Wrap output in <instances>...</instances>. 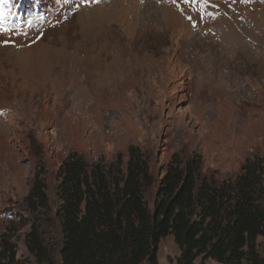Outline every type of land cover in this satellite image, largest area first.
<instances>
[{"label":"rangeland","instance_id":"1","mask_svg":"<svg viewBox=\"0 0 264 264\" xmlns=\"http://www.w3.org/2000/svg\"><path fill=\"white\" fill-rule=\"evenodd\" d=\"M145 1L10 0L15 15L0 32V56L17 68L0 70L7 80L0 84V240L11 239L20 264H61L56 187L71 152L88 163L120 153L125 162L127 147L137 145L153 177L144 192L151 211L174 153L199 155L200 175L215 181L235 177L246 158L264 156V0H165L173 12L147 17V7L164 0ZM176 7L187 9L176 14ZM35 29L34 39L12 42ZM236 31L248 36L242 44H252L251 61L242 62ZM112 32L123 49L107 43L103 34ZM76 44L85 45V76L71 63ZM37 171L47 206L32 210L25 197ZM32 227L40 245L33 253L25 243ZM257 250L264 257L262 236ZM179 254L172 235L161 238L159 264H174Z\"/></svg>","mask_w":264,"mask_h":264},{"label":"trees","instance_id":"2","mask_svg":"<svg viewBox=\"0 0 264 264\" xmlns=\"http://www.w3.org/2000/svg\"><path fill=\"white\" fill-rule=\"evenodd\" d=\"M108 163H88L76 152L59 167L57 215L61 264H159L158 244L172 235L180 254L174 264H264L257 237H264V156L248 157L232 179L200 175V156L174 153L159 181L154 210L144 192L153 177L144 152L127 147ZM25 201L47 206L39 171ZM30 252L40 250L37 229L25 234ZM10 238L0 240V264H20Z\"/></svg>","mask_w":264,"mask_h":264},{"label":"bare ground","instance_id":"3","mask_svg":"<svg viewBox=\"0 0 264 264\" xmlns=\"http://www.w3.org/2000/svg\"><path fill=\"white\" fill-rule=\"evenodd\" d=\"M141 1H144V2H146L145 0H141ZM167 1H169V2H171L170 0H167ZM181 2V1H180ZM182 3V2H181ZM160 7H157V6H150L151 7V11H150V9H149V7H147V9H146V12H145V17H147V12H152L153 11V13L155 14V16H159V15H164V14H168V13H171L170 11H172L173 12V9L171 8L172 6H170V5H168V4H166L165 3V0L163 1V3H161L160 5H159ZM176 9L178 10V12L176 13V14H182L186 9H187V7H176ZM189 9V8H188ZM207 9V8H206ZM206 9H205V11H206ZM195 10H198V13L200 12L199 11V9H195ZM195 10H194V12H195ZM210 10V9H209ZM130 11V13L132 14L131 16H134L136 19L134 20L135 21V24H136V27L140 30V29H142L143 28V26L144 25H142V24H140V22H139V18H138V15H139V12L138 13H134V10L133 9H130L129 10ZM205 11L204 12H200V13H205ZM206 13L208 14V12L206 11ZM205 13V14H206ZM196 15H197V13H196ZM148 16H150V15H148ZM180 20V19H179ZM202 20V19H201ZM181 21V20H180ZM205 21V20H204ZM142 22V21H141ZM202 22V21H201ZM167 23V22H166ZM203 25V24H202ZM188 28H190V27H188ZM192 29V28H191ZM36 30V29H35ZM164 30V29H163ZM190 30V29H189ZM188 30V31H189ZM148 30H144V31H142V32H147ZM192 31V30H191ZM80 32V31H79ZM141 32V33H142ZM38 32H37V30H36V32L35 33H33L32 35L31 34H26V36L25 37H23L22 39H20V40H18V39H15V40H12V42H22V41H25V40H30V39H34L35 38V35L37 34ZM184 33V32H183ZM114 33L112 32L111 34H110V36L107 34V33H104L103 35H104V37L106 38V40H108L107 41V43H109L111 46H117L118 48H122L123 49V47H122V44H123V42L121 41V39H120V37L116 34V35H113ZM191 34V33H190ZM92 35V37H96L98 34H91ZM235 36H237V38H235V43H236V45L237 46H239L240 48H242V50H243V52H244V57H245V59H243L242 60V62H245L246 60H248V56H249V60L251 61V58L254 56V55H252L251 56V53H252V44L250 43V46L249 45H247V44H242V41L243 40H245L246 42L247 41H249L248 40V36H246V34L245 33H241V32H239V31H236L235 32V34H234ZM78 37L77 35H74V37ZM183 36H185V34H183ZM34 37V38H33ZM186 37V36H185ZM19 42V43H20ZM184 43V42H183ZM192 43V42H191ZM248 44H249V42H247ZM140 48H143V49H153V45H152V43H150V46H147V44H146V42H142V41H140L139 40V44H137ZM76 46H77V50L79 51V53H76V51L75 50H73L75 53H72L71 54V63H73L74 64V66H75V69H76V72H75V75L78 77V76H85V75H83V73L79 70L80 68H79V66H81L82 64H85V63H87V61L85 60V57L83 56V54L80 52V51H83V48H84V46L85 45H77L76 44ZM171 46V45H170ZM159 48L160 47H158L156 50L157 51H159ZM55 49V48H54ZM165 50V49H164ZM52 51V50H51ZM59 52V51H58ZM55 53V52H54ZM62 53H63V51H62ZM8 54V53H7ZM7 54H6V56H7ZM253 54V53H252ZM2 55H4L3 54V52H2ZM65 55V54H64ZM63 55V56H64ZM68 56V55H67ZM260 57V56H259ZM62 59V58H61ZM67 59V58H66ZM53 60V59H52ZM48 61V60H47ZM59 61V60H58ZM61 61V60H60ZM259 62V61H258ZM65 63V62H64ZM115 63H117V62H115ZM48 64V63H47ZM46 64V65H47ZM57 64H59V62L57 63ZM117 65V64H116ZM3 67V68H2ZM6 70H8V69H14V68H17V65H16V62L15 61H13V60H10L9 58H6V57H1L0 56V70L2 69L3 71H5V69ZM32 69V68H31ZM14 71V70H13ZM41 71V70H40ZM53 72V71H52ZM59 72V71H58ZM38 73V72H37ZM7 74V77H8V73H6ZM44 74V73H43ZM37 75H40V74H37ZM51 75V74H50ZM41 77V76H40ZM23 78H21V80H22ZM7 83V80H6V78L5 77H0V84H3V86H4V84H6ZM76 84V83H75ZM0 87H2L1 85H0ZM38 90V92H36L37 93V95H40L41 93H42V87L40 86V88L39 89H37Z\"/></svg>","mask_w":264,"mask_h":264},{"label":"snow or ice","instance_id":"4","mask_svg":"<svg viewBox=\"0 0 264 264\" xmlns=\"http://www.w3.org/2000/svg\"><path fill=\"white\" fill-rule=\"evenodd\" d=\"M65 2H68V0H65ZM173 2H175V0H173ZM184 2L196 4L199 0H184ZM4 5H9L7 11H5ZM14 15L15 13L10 6V0H0V32L8 31V24L11 22Z\"/></svg>","mask_w":264,"mask_h":264}]
</instances>
